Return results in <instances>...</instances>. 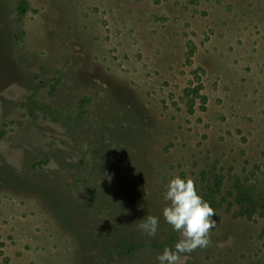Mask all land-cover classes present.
I'll return each instance as SVG.
<instances>
[{"label": "rangeland", "instance_id": "rangeland-1", "mask_svg": "<svg viewBox=\"0 0 264 264\" xmlns=\"http://www.w3.org/2000/svg\"><path fill=\"white\" fill-rule=\"evenodd\" d=\"M210 169L258 206L180 264H264V0H0V264H158Z\"/></svg>", "mask_w": 264, "mask_h": 264}, {"label": "clouds", "instance_id": "clouds-1", "mask_svg": "<svg viewBox=\"0 0 264 264\" xmlns=\"http://www.w3.org/2000/svg\"><path fill=\"white\" fill-rule=\"evenodd\" d=\"M162 216L180 238L172 247H165L156 256L158 264H180L182 256L206 248L211 243V230L216 227L214 209L198 193L196 183L190 177L175 176L166 184ZM160 226V218L147 215L138 228L148 237H154Z\"/></svg>", "mask_w": 264, "mask_h": 264}, {"label": "trees", "instance_id": "trees-1", "mask_svg": "<svg viewBox=\"0 0 264 264\" xmlns=\"http://www.w3.org/2000/svg\"><path fill=\"white\" fill-rule=\"evenodd\" d=\"M228 176L231 180L229 185L227 184ZM200 179L202 182L200 195L214 209L213 218L218 217L217 211L225 204L228 207L239 206L243 215H251L257 209V201L248 192L246 182L238 175L231 176L223 171L210 169L202 172ZM229 198L232 199L229 200Z\"/></svg>", "mask_w": 264, "mask_h": 264}]
</instances>
